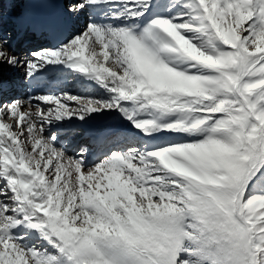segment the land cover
I'll return each mask as SVG.
<instances>
[{
  "label": "snow or ice",
  "instance_id": "6c2138e0",
  "mask_svg": "<svg viewBox=\"0 0 264 264\" xmlns=\"http://www.w3.org/2000/svg\"><path fill=\"white\" fill-rule=\"evenodd\" d=\"M0 264H264V0H0Z\"/></svg>",
  "mask_w": 264,
  "mask_h": 264
},
{
  "label": "rangeland",
  "instance_id": "374dc122",
  "mask_svg": "<svg viewBox=\"0 0 264 264\" xmlns=\"http://www.w3.org/2000/svg\"><path fill=\"white\" fill-rule=\"evenodd\" d=\"M20 10V5L16 4L13 5L11 8L7 9L6 12L8 13V15L11 17L13 13H17Z\"/></svg>",
  "mask_w": 264,
  "mask_h": 264
},
{
  "label": "bare ground",
  "instance_id": "6f19581e",
  "mask_svg": "<svg viewBox=\"0 0 264 264\" xmlns=\"http://www.w3.org/2000/svg\"><path fill=\"white\" fill-rule=\"evenodd\" d=\"M20 5V4H19ZM21 6V10H23L24 9V7H23V5H20Z\"/></svg>",
  "mask_w": 264,
  "mask_h": 264
}]
</instances>
